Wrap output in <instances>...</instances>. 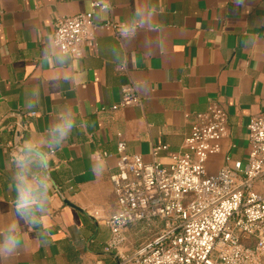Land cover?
<instances>
[{
  "label": "crops",
  "instance_id": "1",
  "mask_svg": "<svg viewBox=\"0 0 264 264\" xmlns=\"http://www.w3.org/2000/svg\"><path fill=\"white\" fill-rule=\"evenodd\" d=\"M111 3L0 0V239L18 219L8 145L17 152L43 141L48 151L60 115L75 121L70 137L50 152L55 186L40 223L19 221L21 243L0 255V264H120L103 248L111 233L105 220L119 207L110 175L120 139L146 162L154 146L166 145L158 160L169 164L196 115L216 102L228 114V135L208 158L207 173L247 162V126L264 111V0ZM86 11L96 24L125 28L98 27L96 46L80 57L60 52L53 43L57 18ZM125 83L136 85L141 103L120 105ZM156 230L129 225L125 250Z\"/></svg>",
  "mask_w": 264,
  "mask_h": 264
},
{
  "label": "built area",
  "instance_id": "2",
  "mask_svg": "<svg viewBox=\"0 0 264 264\" xmlns=\"http://www.w3.org/2000/svg\"><path fill=\"white\" fill-rule=\"evenodd\" d=\"M90 1L93 8H112L111 0ZM98 27L125 28L114 21L96 24L93 11L80 12L57 18L53 43L80 57L96 46ZM141 100L134 83L121 86V106ZM247 127L246 164L236 161L214 174L207 173L206 162L228 135V114L216 102L196 115L182 151L169 164L158 160L166 145L154 146L153 160L146 162L129 154L120 139L117 169L110 175L119 207L105 220L111 233L104 251L116 252L120 264H264V111L252 115ZM8 147L10 157L17 153ZM139 222L157 230L127 252L128 226Z\"/></svg>",
  "mask_w": 264,
  "mask_h": 264
},
{
  "label": "clouds",
  "instance_id": "3",
  "mask_svg": "<svg viewBox=\"0 0 264 264\" xmlns=\"http://www.w3.org/2000/svg\"><path fill=\"white\" fill-rule=\"evenodd\" d=\"M75 121L69 116L61 114L55 127L51 130L53 141L47 142L48 151L42 147L43 141L26 142L11 157L14 164L12 176L15 192V210L18 214L17 223L9 233L0 239V255H10L20 245L18 234L19 221L36 225L40 223V216L44 214L49 194L55 186L49 163L50 152L54 147L61 146L71 135ZM41 234H38L39 239Z\"/></svg>",
  "mask_w": 264,
  "mask_h": 264
}]
</instances>
